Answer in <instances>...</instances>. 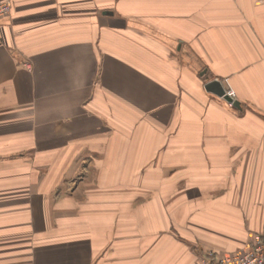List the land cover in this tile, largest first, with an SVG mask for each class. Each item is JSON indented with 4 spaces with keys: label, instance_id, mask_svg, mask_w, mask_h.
<instances>
[{
    "label": "crops",
    "instance_id": "obj_1",
    "mask_svg": "<svg viewBox=\"0 0 264 264\" xmlns=\"http://www.w3.org/2000/svg\"><path fill=\"white\" fill-rule=\"evenodd\" d=\"M5 1L0 264H201L264 235V0Z\"/></svg>",
    "mask_w": 264,
    "mask_h": 264
},
{
    "label": "built area",
    "instance_id": "obj_2",
    "mask_svg": "<svg viewBox=\"0 0 264 264\" xmlns=\"http://www.w3.org/2000/svg\"><path fill=\"white\" fill-rule=\"evenodd\" d=\"M9 1L0 3V19L10 12ZM230 97L229 92H226ZM201 264H264V235L254 234L250 238L245 249L237 254L215 256L212 253H205L201 259Z\"/></svg>",
    "mask_w": 264,
    "mask_h": 264
},
{
    "label": "water",
    "instance_id": "obj_3",
    "mask_svg": "<svg viewBox=\"0 0 264 264\" xmlns=\"http://www.w3.org/2000/svg\"><path fill=\"white\" fill-rule=\"evenodd\" d=\"M204 89L206 92L213 94L216 97L222 98L226 102L232 104L234 107H239V103L226 93L218 80L207 81L204 84Z\"/></svg>",
    "mask_w": 264,
    "mask_h": 264
}]
</instances>
